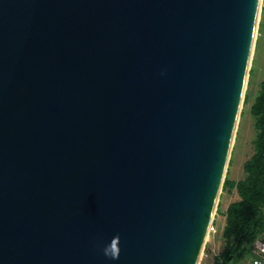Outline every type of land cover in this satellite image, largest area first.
I'll return each mask as SVG.
<instances>
[{
  "label": "water",
  "instance_id": "1",
  "mask_svg": "<svg viewBox=\"0 0 264 264\" xmlns=\"http://www.w3.org/2000/svg\"><path fill=\"white\" fill-rule=\"evenodd\" d=\"M258 5L0 0V264H196Z\"/></svg>",
  "mask_w": 264,
  "mask_h": 264
},
{
  "label": "rangeland",
  "instance_id": "2",
  "mask_svg": "<svg viewBox=\"0 0 264 264\" xmlns=\"http://www.w3.org/2000/svg\"><path fill=\"white\" fill-rule=\"evenodd\" d=\"M264 0L261 2L255 48L253 59L248 70L246 85L242 97L241 107L238 115V122L231 152L222 179L221 188L215 205L212 225L214 231H210L204 243L202 254L197 264H215V259L221 252L224 245L222 229L225 225V214L227 206L239 199L234 187L228 183H236L243 180L246 174L243 170V163L254 153L256 138L255 119L250 113V107L260 91L261 82L264 80ZM264 211V205H261ZM255 238L247 240L241 250L237 253L234 264H249L256 255Z\"/></svg>",
  "mask_w": 264,
  "mask_h": 264
},
{
  "label": "trees",
  "instance_id": "3",
  "mask_svg": "<svg viewBox=\"0 0 264 264\" xmlns=\"http://www.w3.org/2000/svg\"><path fill=\"white\" fill-rule=\"evenodd\" d=\"M250 113L255 119L256 138L253 155L243 163L246 177L228 186L239 196L226 208L222 229L224 245L215 264H234L237 253L247 240L264 234V80Z\"/></svg>",
  "mask_w": 264,
  "mask_h": 264
},
{
  "label": "bare ground",
  "instance_id": "4",
  "mask_svg": "<svg viewBox=\"0 0 264 264\" xmlns=\"http://www.w3.org/2000/svg\"><path fill=\"white\" fill-rule=\"evenodd\" d=\"M261 2H262V0H259L258 13H257V16H256V24H255V28H254V34H253V39H252V46H251V49H250V55H249V60H248V65H247L246 77H245V80H244V85H243V89H242V93H241V98H240V102H239V107H238V111H237V116H236L234 131H233V134H232V139H231L230 146H229V150H228V155H227V158H226V163H225V166H224L222 179H223V176H224V173H225V169H226V165H227V162H228V159H229V155H230V152H231V147L233 145V141H234V137H235V131H236L237 122H238V115H239V110H240V107H241L242 97H243V93H244V89H245V85H246L248 70H249V68L251 66V61L253 59V52H254V48H255L256 31H257V22H258V19H259V12H260V7H261ZM222 179H221V182H222ZM220 188H221V185H220ZM220 188H219V191H220ZM219 191H218V194H219ZM217 198H218V196H217ZM217 198H216V201H215V205H216V202H217ZM215 205H214V208H213L211 217H210V222H209L208 227L210 226L211 221H212V217L214 215ZM208 235H209V231L207 230L206 233H205V236H204V239H203V243H202V246L200 248L198 257H197L196 264L198 263L199 258H200L201 254H202V249L204 247L203 245H204V243H205Z\"/></svg>",
  "mask_w": 264,
  "mask_h": 264
},
{
  "label": "built area",
  "instance_id": "5",
  "mask_svg": "<svg viewBox=\"0 0 264 264\" xmlns=\"http://www.w3.org/2000/svg\"><path fill=\"white\" fill-rule=\"evenodd\" d=\"M208 231H214L212 223ZM256 255L250 260L249 264H264V234L259 235L254 243Z\"/></svg>",
  "mask_w": 264,
  "mask_h": 264
},
{
  "label": "clouds",
  "instance_id": "6",
  "mask_svg": "<svg viewBox=\"0 0 264 264\" xmlns=\"http://www.w3.org/2000/svg\"><path fill=\"white\" fill-rule=\"evenodd\" d=\"M120 236L116 235L110 242L103 248V253L106 257H109L113 260H117L120 257Z\"/></svg>",
  "mask_w": 264,
  "mask_h": 264
}]
</instances>
